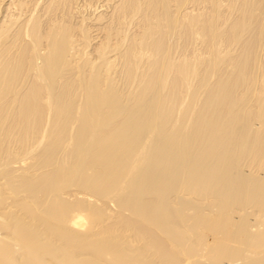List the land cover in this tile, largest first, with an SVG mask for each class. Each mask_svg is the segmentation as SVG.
<instances>
[{
    "label": "bare ground",
    "instance_id": "1",
    "mask_svg": "<svg viewBox=\"0 0 264 264\" xmlns=\"http://www.w3.org/2000/svg\"><path fill=\"white\" fill-rule=\"evenodd\" d=\"M0 264H264V0H0Z\"/></svg>",
    "mask_w": 264,
    "mask_h": 264
}]
</instances>
